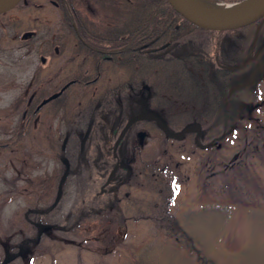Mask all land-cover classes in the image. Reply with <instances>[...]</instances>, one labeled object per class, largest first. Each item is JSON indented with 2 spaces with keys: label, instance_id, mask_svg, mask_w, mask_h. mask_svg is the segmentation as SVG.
<instances>
[{
  "label": "rangeland",
  "instance_id": "obj_1",
  "mask_svg": "<svg viewBox=\"0 0 264 264\" xmlns=\"http://www.w3.org/2000/svg\"><path fill=\"white\" fill-rule=\"evenodd\" d=\"M75 3L76 1L72 6L78 12L82 11ZM56 5L57 0H19L13 8L0 15V118L2 110L20 93L34 71L41 72V88L51 92L52 88L59 87L70 79L75 73L76 63L81 64L83 61L73 50L74 36L70 34L62 12ZM87 6L97 5L90 3ZM84 10L83 8V15ZM94 15V22L97 24L99 12ZM71 31L73 32V28ZM217 36L201 29L184 36L169 48H176L175 52H178L183 45L182 48L186 46L192 50L188 52L200 51L208 58L207 55L213 53L217 44ZM171 54L173 53L167 49L164 51L165 56ZM40 57L43 63L39 61ZM107 66L113 67L109 64ZM59 69L62 71L59 72ZM192 71L194 73H190L191 75L200 74ZM122 73L126 77L121 69L118 74L110 73V80L119 79ZM149 75H143L148 82L151 80ZM48 77L52 82L46 85L43 79L47 82ZM163 83L164 81L159 80L158 84L161 86ZM182 85L179 93L183 97L177 93L161 94L170 95L167 98L164 96L166 111L163 113L168 125L165 128L160 119L164 127L161 130L176 133L185 124L201 121L200 131L191 133L199 137L201 143H205V149L195 147L191 138L187 141V137L183 136L164 138L165 147L153 151L152 135L159 132L142 123L141 127L147 130V137L142 142L140 152L143 159L152 160L157 156L161 161V158L165 160L166 157H171L170 165L173 162L179 163L181 172L174 174L173 181L167 183L173 188L168 195L170 201L167 211L193 240V251L183 240L168 235L155 222V218L147 219L143 215H136V204L132 201L135 197V200L148 199L149 207L156 210L155 213L162 198H158L154 191L139 194L136 190H131L129 187L132 184H127L131 183L129 179H116L113 183L119 185L121 193L128 191L127 195L131 197L130 201L128 198L127 201H121L125 220L112 221L108 225L93 212H88L91 208L88 198L93 191L97 192L103 182L97 172H102L106 163L95 155H90L93 151L90 144L85 156L88 141L84 142L83 135L89 132V126L82 122L69 124V109L72 113L74 109L86 106L89 100L86 88L77 86L78 89L73 87L66 92V102L70 108H62V136L56 149L60 142L64 143L65 152H61V157L67 161L69 170L61 188L63 197L60 209L58 210V206L52 211L45 222L53 226L47 230V234L34 241L36 230L27 229L25 222H19L17 218L23 219L17 214L21 212L22 199L17 198L10 203L1 202L0 263L4 257H8L5 264H200L198 259L203 257L214 264H264V110L251 115L258 117L257 123L249 118L235 122L234 128L229 127L223 122H215L216 118L222 119L221 113L213 115L216 113L211 112L210 105L205 107L206 100L201 103L202 98L192 99L188 83L184 81ZM261 98H264V94L258 99ZM208 126L215 138L214 143H208L212 138L205 131ZM90 132L102 133L104 129H93ZM133 132L134 128L128 130L126 138L118 147L120 155L130 149L127 141ZM64 135H67V140ZM219 135L222 136L217 138ZM79 141L83 151L78 158ZM106 143L110 146L112 140ZM234 154H238L234 164L223 167V163H228ZM75 162L78 176L69 175L70 163ZM118 175L124 174L120 172ZM75 179L81 198L78 196L79 203L76 210L72 211L75 208L71 206L72 184ZM153 203L157 206L153 207ZM145 213L149 214V210ZM27 238L31 242L26 244L25 251L22 249L16 255L17 246Z\"/></svg>",
  "mask_w": 264,
  "mask_h": 264
},
{
  "label": "flooded vegetation",
  "instance_id": "obj_2",
  "mask_svg": "<svg viewBox=\"0 0 264 264\" xmlns=\"http://www.w3.org/2000/svg\"><path fill=\"white\" fill-rule=\"evenodd\" d=\"M126 1L131 4L130 0ZM78 5L81 8L80 10H82L76 13V17L80 21L79 25H86L91 29L102 28L104 25L102 19L110 16L111 13L100 5L89 7L87 5L90 4L85 0L76 1L75 6ZM56 6L58 7V2ZM120 7L123 8V11L118 25H122L124 30L129 29L131 26L137 27L136 37L131 39L122 35L118 39L107 37L89 39L87 42L83 41L80 36L73 37V40H75L73 50L78 57H81V61L83 60L81 64L80 62L76 63L74 75L64 81L59 87H54L51 92H47L44 88H41V72L36 70L15 99L9 103L6 109L2 110L3 114L0 118V203H10L17 198L22 199L21 212L17 214L21 215L23 219L17 218L20 220L19 222H25L27 229L36 230L34 241H37L40 236L47 234V230L52 228L53 225L45 222L52 215V211H55L58 206V210L60 209V201L61 197H63L61 188L69 169L67 168L66 176L62 179L68 163L61 157L64 143L60 142L58 149H56V146L62 136L60 129V123L62 125V120L64 119L62 108H70L66 102L68 100L66 92L73 87L76 89H78L77 86L81 89L85 87L89 100L86 106L74 109L72 113L71 109H69V124L74 125L82 122L89 126V132L83 135V138H85L84 142L88 141L87 149L84 150V153L88 150L90 144L93 147V153L91 152L90 155H95L97 159L106 163L102 172H97V176L103 182L97 190L95 189L97 192L93 191L94 193L90 194L88 200L91 208L88 209V212H93L96 217L104 220L108 225L112 221L123 220L121 201L124 199L127 201L126 198L130 201L131 197L129 196V199L128 191L121 193L119 185L113 184L116 179L120 180L122 178L123 181L129 179L131 183L127 184H132L129 187L131 190H136L139 194H149L154 191L153 193L158 198L160 196L162 201H164L173 188L167 184L164 190H158L156 188L157 179H166L167 182H171L174 174L177 175L178 172H181L178 162H173L170 165L171 157H166L165 160L161 158V161H159L157 156L152 158V160L141 158L140 149L142 142L147 137V130L141 127L142 123L159 132L152 135L153 151H157L159 147H165V139L172 138L166 134L165 130H161L154 120L149 118L136 120L128 126L124 133L120 134V132L132 117L141 112L154 114L162 120L164 126L168 125L163 112L166 109L164 106L165 97H170V95H161L160 92L163 90V86L158 84L159 75L170 74L171 76L176 74L178 77H184L194 72L187 69L165 72L157 69L158 62L159 59H162L171 63L174 58H190V55L184 53L187 48L185 46L180 54L177 53L178 56H175V54L165 56L164 51L166 49L172 53L176 49L169 48L174 46V42L172 43L168 40L159 41L156 33L150 39L141 41L142 8L140 0H135L134 6L120 5ZM83 8L85 9L84 15ZM98 12L99 22L96 24L94 22L96 17L94 14ZM90 13H93V15ZM105 25L110 24L106 23ZM72 28L73 33L76 34V26L72 25ZM175 28H177V25H175ZM210 32L218 35L213 53L207 55L213 61V82L216 89L211 101L214 100L219 110H234V113H221L222 119L216 118L214 121L220 124L223 122V124L229 125V127L233 126V128L236 124L235 122H240L243 119L249 120L250 118L253 123H257L258 117H251V115L264 110V98L258 99L260 95L263 96L264 94V62L261 63L258 72L250 83L241 87L237 86L242 84L264 59V16L240 28ZM132 43L134 45L131 46ZM97 44H104V47L96 48L94 45ZM83 52H86V54H79ZM125 52H127V55H125ZM125 57H127L128 66L120 64V61ZM143 58L149 64H143L145 62ZM39 61L43 63L42 57L39 58ZM108 64L113 67L107 66ZM105 67L111 68V70H107ZM117 68L124 71L126 77L122 73L123 75L121 74L119 79L111 81L110 73L115 72L118 74L119 69ZM146 68H151V70L147 71ZM58 71L61 72L62 69ZM147 73L151 77L149 82L143 77ZM207 73L209 74L208 71L205 72V74ZM68 81L73 82L63 92L46 102H42L51 94L56 93ZM177 81L179 83L183 82L182 79H177ZM51 82L49 77L47 82L43 79V83L46 85L51 84ZM190 82L194 83V81ZM233 87L236 88L230 91ZM169 90L166 87L164 91L173 94ZM180 90L176 91V93L183 97L179 93ZM143 98L145 99L144 101ZM191 98L193 99V97ZM200 98L202 97L194 99ZM203 100L206 99L203 97L201 103H203ZM211 101L208 102L206 100L205 103L208 104ZM48 122L49 124H47ZM198 124L201 125V121ZM99 128H103L104 132H90ZM133 128L134 132L128 138L129 141L125 140L129 143L130 149L128 151L123 150L125 153L120 155L118 147L126 138L128 130L130 131ZM116 131H118V134H116ZM183 136L187 137V141L191 138L195 147L205 149V143H201V139L193 133H183L177 137ZM221 136L219 135L217 138ZM64 137L67 140V135H64ZM111 140L112 143L109 146L106 142ZM211 140L208 143H214L215 138L212 137ZM133 142H135V145ZM73 144L76 145L75 142ZM80 147L79 141L77 147L78 158L83 151V148L81 147L80 150ZM63 152H65V149ZM72 152L74 154V148ZM237 158L238 154H234L228 163H223V167H231L234 164L233 161L235 162ZM76 166V162L75 164L70 163L69 175L78 176ZM120 172L124 175H118ZM159 173L165 176L159 175ZM59 185L60 191L58 194ZM77 185L76 179L73 180L71 206L75 208L72 211L76 210V206L79 203L78 196L80 197V193ZM123 185L125 186L126 184L124 183ZM156 190L157 192H155ZM135 198L132 201L136 204L137 216L143 215L147 219L156 218L154 212L156 210L149 207L148 199L137 198L135 200ZM165 203L168 204V201L165 200ZM156 206L157 204L153 203V207ZM147 210H149V214L145 213ZM44 224L50 227L40 229V234L37 236L38 226ZM24 231L26 232L27 230L25 229ZM19 234L21 235V230H19ZM29 241L31 242L30 238H27L19 243L16 255L20 254L22 249L25 251L26 244Z\"/></svg>",
  "mask_w": 264,
  "mask_h": 264
},
{
  "label": "trees",
  "instance_id": "obj_3",
  "mask_svg": "<svg viewBox=\"0 0 264 264\" xmlns=\"http://www.w3.org/2000/svg\"><path fill=\"white\" fill-rule=\"evenodd\" d=\"M74 1H81V0H57L58 7L61 9L64 23L66 24V27H68V30H70V34L74 37L80 36V38L83 41H88L89 39H97V38H114L118 39L122 35L127 36L128 38L133 39L136 37V34L138 32L137 27H129V29H123L122 25H118L120 21V17L122 15L123 8L120 7V5L124 6H130L135 4V0H130L131 4H129L126 0H85L90 3H94L95 5H100L103 8H106V10L109 11L110 16L104 17L102 19V23L104 24L102 28L100 29H91L88 28V26H80L79 18L76 17L77 9L72 6ZM226 3H232V2H239L241 0H220ZM141 2V25H140V31H141V38L143 40H148L151 38L153 34L156 33V35L159 38V41L168 40L170 42H175L176 40H179L183 38L186 35L192 34L193 31L198 30L201 31V29H197L196 27L192 26L182 18H180L166 3L165 0H140ZM113 16H112V15ZM106 23L110 25H105ZM72 25L76 26L77 35L74 34L71 29ZM175 25H177V28H175ZM109 26V27H107ZM136 39V38H135ZM134 45V43L131 44V46ZM96 48L104 47V44H97L94 45ZM183 46V45H182ZM181 50H178V52L173 51V54H180ZM188 51H192L189 48H186V52H184L186 55H190V58H174L172 59L171 63L167 60L159 59L158 62V70H164L166 71H177L181 69H187V70H195L198 72H202L199 75H185L184 77H178L176 74H163L159 75L158 80L164 81V83L161 85L162 91L161 94H166L167 92L164 91L165 88L172 92L176 93V91H179V89L183 88L182 83L185 81L189 85L190 95L193 98L196 97H204L208 102L211 101V97L213 98L215 94V84L213 82L214 79V68H213V61L209 58L203 57L204 54L200 51L191 53ZM205 52V51H204ZM86 54V52L81 53ZM206 54V53H205ZM125 55H127V52H125ZM196 55V56H195ZM146 59L143 58V61ZM142 61V62H143ZM121 65L128 66L127 57L122 59L120 61ZM143 64H149L147 61L143 62ZM147 71L151 70V68H146ZM208 71L209 74H205V72ZM178 80L182 79L183 82L179 83ZM190 81H194V83H191ZM210 105L211 112H215L218 115L219 113H234L233 111H225V110H219L216 107V103H214V100H212L210 103L206 104L205 107H208ZM212 107V108H211ZM220 111V112H219ZM211 128L208 126L205 128V131L208 136L212 137V133H210ZM215 135V134H213ZM166 179H157V189L158 190H164L167 186ZM168 202L170 201V196L166 197ZM165 200L159 203V206L157 208V212L155 213V222L159 224V226L162 227V229L166 230L168 232V235H171L173 237H176L177 239H180V241L183 240V243L191 248V251H193V240L191 237H189L185 230L178 224L176 218L172 216L168 211V204L165 203ZM100 207V206H99ZM86 212V211H84ZM160 227V228H161ZM200 264H206L207 262L210 264H214L211 261L204 259L203 257H200L199 259Z\"/></svg>",
  "mask_w": 264,
  "mask_h": 264
},
{
  "label": "water",
  "instance_id": "obj_4",
  "mask_svg": "<svg viewBox=\"0 0 264 264\" xmlns=\"http://www.w3.org/2000/svg\"><path fill=\"white\" fill-rule=\"evenodd\" d=\"M243 0L242 2H244ZM19 0H5L2 3H0V14L5 13L9 11L11 8H13ZM168 5L171 7V9L179 15L182 19L186 20L188 23L191 25L204 29V30H210V31H226V30H233L236 28H240L242 26H245L247 24L253 23L256 20L260 19L261 17L264 16V0H249L248 4L246 7H244L241 11L229 15V16H223V17H208L202 14L197 13L193 9H191L185 2L184 0H166ZM240 2V3H242ZM264 62V59L257 65L255 70L250 74V76L239 86L241 87L244 86L252 81L256 73L258 72L261 63ZM72 82V81H71ZM70 83V82H69ZM66 83L63 85L56 93L51 94L49 97H47L44 101L46 102L57 95H59L62 90L69 84ZM236 87H233L230 89L233 90ZM142 118H149L152 119L156 122L157 126L159 128H164L161 120L159 117H157L154 114L147 113V112H141L134 117H132L126 125L122 128L120 134L124 133L126 128L133 123L134 121ZM195 132L198 133L200 131L199 124L197 123H189L183 126L179 131L176 133L166 131V134L169 137H176L178 135H181L184 132ZM67 168V167H66ZM67 171L63 173V178H65ZM62 182V180H61ZM60 191V185L58 187V194ZM39 231L38 235L40 234V229L42 228H49V225H39ZM9 260L8 257H5L0 264H5Z\"/></svg>",
  "mask_w": 264,
  "mask_h": 264
},
{
  "label": "bare ground",
  "instance_id": "obj_5",
  "mask_svg": "<svg viewBox=\"0 0 264 264\" xmlns=\"http://www.w3.org/2000/svg\"><path fill=\"white\" fill-rule=\"evenodd\" d=\"M5 0H0L2 3ZM184 2L194 11L208 17H223L233 15L241 11L248 4L249 0H245L238 4H226L214 0H184Z\"/></svg>",
  "mask_w": 264,
  "mask_h": 264
}]
</instances>
